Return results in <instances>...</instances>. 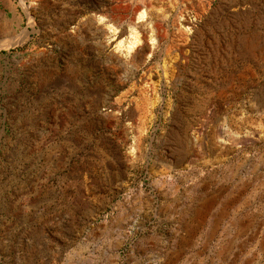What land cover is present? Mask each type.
<instances>
[{
  "label": "rangeland",
  "instance_id": "rangeland-1",
  "mask_svg": "<svg viewBox=\"0 0 264 264\" xmlns=\"http://www.w3.org/2000/svg\"><path fill=\"white\" fill-rule=\"evenodd\" d=\"M0 44V264H264V0H0Z\"/></svg>",
  "mask_w": 264,
  "mask_h": 264
},
{
  "label": "bare ground",
  "instance_id": "bare-ground-1",
  "mask_svg": "<svg viewBox=\"0 0 264 264\" xmlns=\"http://www.w3.org/2000/svg\"><path fill=\"white\" fill-rule=\"evenodd\" d=\"M143 4H145V3H143ZM140 6V5H139ZM138 6V7H139ZM135 7V8H134ZM133 8H134V10H133V12H132V14L134 15V13L135 12H138L139 11V9H136V7H137V4L134 6ZM137 7V8H138ZM30 9V8H29ZM141 11V10H140ZM28 15H29V12H28ZM30 17V25H33V22H34V20H33V18L31 17V15L29 16ZM149 24H151V23H149ZM148 24V25H149ZM151 26V25H150ZM152 26H153V23H152ZM115 30V29H114ZM129 30V29H128ZM131 30V33H129L130 35H129V37L126 39V40H123L121 37V40H120V42L118 43V45H116L117 46V52H119V53H121V57H122V59H124L126 62H130V61H132L134 58H136V55H137V53H138V51H139V49H141L142 48V46L145 44V41H144V36H142L139 32H138V30H136L135 28L133 29V28H131L130 29ZM129 30V31H130ZM157 30V29H156ZM159 30V29H158ZM112 31H113V28H112ZM113 32H116V33H118V34H121L120 33V31H113ZM113 32H111V33H113ZM25 34V33H24ZM115 34V33H114ZM26 35V34H25ZM24 35V36H25ZM111 35V34H110ZM160 35V34H159ZM21 36V35H20ZM17 37V39H15V41H11V42H8V43H6L4 46H6V47H12V46H14V45H16V44H21L22 42H23V37L21 38V37ZM114 38H115V36H113ZM160 38V37H159ZM119 39V38H118ZM117 39V40H118ZM125 39V38H124ZM147 39V38H146ZM111 40V39H110ZM113 40V39H112ZM116 40V39H115ZM115 42V41H114ZM1 45V44H0ZM1 47H2V45H1ZM119 55V54H118ZM120 57V58H121ZM124 62V61H123ZM133 62V61H132ZM128 63H127V65H128ZM130 64V63H129ZM130 66V65H129Z\"/></svg>",
  "mask_w": 264,
  "mask_h": 264
}]
</instances>
